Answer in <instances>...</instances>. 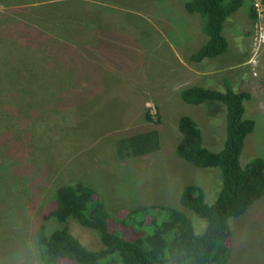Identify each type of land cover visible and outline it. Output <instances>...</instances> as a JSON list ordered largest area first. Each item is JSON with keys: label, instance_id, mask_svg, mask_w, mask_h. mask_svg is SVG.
Instances as JSON below:
<instances>
[{"label": "rangeland", "instance_id": "374dc122", "mask_svg": "<svg viewBox=\"0 0 264 264\" xmlns=\"http://www.w3.org/2000/svg\"><path fill=\"white\" fill-rule=\"evenodd\" d=\"M50 1L0 0V264H17L22 250L41 264L34 231L48 224L56 189L76 182L112 218L165 206L203 233L206 222L181 205V191L199 186L211 204L221 180L216 169L176 154L177 123L191 116L216 152L225 112L214 103L185 104L180 92L223 91L224 80L249 92L244 116L255 128L240 163L264 159V0H243L225 23L228 52L201 62L188 60L206 38L198 16L183 8L187 0H79L70 9ZM71 54L80 56L76 65ZM20 67L23 78L12 74ZM153 128L158 151L118 156L119 140ZM68 227L88 249L100 248L95 231L73 221ZM229 228L225 264H264V195Z\"/></svg>", "mask_w": 264, "mask_h": 264}, {"label": "trees", "instance_id": "16d2710c", "mask_svg": "<svg viewBox=\"0 0 264 264\" xmlns=\"http://www.w3.org/2000/svg\"><path fill=\"white\" fill-rule=\"evenodd\" d=\"M53 8L70 9L79 0H52ZM243 0H187L184 10L198 16L205 42L189 57V61L223 57L229 50L224 35L227 19L242 6ZM71 54L72 64L79 61ZM12 69L23 78L25 69ZM11 73H6L8 77ZM17 76V77H18ZM225 90L193 86L180 92L182 102L192 106L214 103L225 112L223 146L214 152L204 145L202 131L189 115L178 119L180 140L176 154L202 169H216L221 187L213 203L205 201L202 188L187 185L179 200L183 207L206 222L203 233L197 234L190 219L182 212L165 206H150L128 211L122 218H112L92 189L80 182L59 186L55 191L54 208L47 225L34 231L41 264H225L230 236L229 220L243 215L264 195V159L255 157L244 166L240 155L246 137L255 122L244 116L247 91H234L228 81ZM146 111L144 119L153 122ZM160 148L157 129L133 133L117 142V154L125 158L148 155ZM129 155V156H130ZM93 230L101 246L91 250L69 231V222ZM113 223V224H112ZM111 225L115 229H111ZM131 236L126 237L128 234Z\"/></svg>", "mask_w": 264, "mask_h": 264}, {"label": "clouds", "instance_id": "9594fccd", "mask_svg": "<svg viewBox=\"0 0 264 264\" xmlns=\"http://www.w3.org/2000/svg\"><path fill=\"white\" fill-rule=\"evenodd\" d=\"M17 264H38L27 250H22L18 257Z\"/></svg>", "mask_w": 264, "mask_h": 264}, {"label": "crops", "instance_id": "0c3cea01", "mask_svg": "<svg viewBox=\"0 0 264 264\" xmlns=\"http://www.w3.org/2000/svg\"><path fill=\"white\" fill-rule=\"evenodd\" d=\"M240 10V9H239ZM212 60H214V59H212Z\"/></svg>", "mask_w": 264, "mask_h": 264}]
</instances>
